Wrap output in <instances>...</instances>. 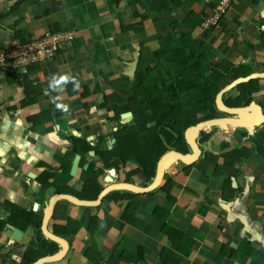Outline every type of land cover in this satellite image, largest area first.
I'll return each instance as SVG.
<instances>
[{"label":"crops","instance_id":"obj_1","mask_svg":"<svg viewBox=\"0 0 264 264\" xmlns=\"http://www.w3.org/2000/svg\"><path fill=\"white\" fill-rule=\"evenodd\" d=\"M16 1L0 0L3 47L27 43L49 32L65 31L72 36L51 60L16 72L0 68V218L5 202L25 209L36 203L34 212L42 220L50 197L67 194L64 190L68 186L80 190L83 171L93 166L98 173L103 168L98 152L107 151L110 140L118 137L110 99L118 94L117 86L144 76L145 67L151 65L159 48V34L150 19L143 22L140 33L126 29L139 23L145 13L141 5L130 4L129 0H29L10 12ZM220 1L167 0L170 39L178 41L189 34L184 47L194 51L196 62L204 70L246 65L248 69H236L238 78L264 72V0H232L230 8L209 31L203 26L188 27L194 21L190 13L197 15L200 22L204 14H214ZM53 74L76 77L80 90L74 92L69 83L63 92H52L48 83ZM258 80L252 102L264 114V78ZM27 84L40 87L43 95L23 107ZM57 95L59 101L54 100ZM237 95L234 88L224 97ZM54 103L67 104L70 113L54 110ZM43 112L61 121L63 127L53 120L37 125L28 122L29 117ZM216 115L226 117L218 111ZM227 130L211 128L205 132L209 140L201 144L202 155L196 163L170 166L160 185L169 181L167 191L159 187L144 194L127 192L128 196L118 202L108 194L97 207L58 201L48 230L55 234L60 227L54 225H64L68 218L81 228L76 235L55 234L66 240L68 249L63 258L43 264H98L97 257L99 264H264V123L253 136L242 128ZM69 134L85 140L98 152L75 154L69 172L56 175L57 188L62 191L57 192L53 186L40 194L37 178L45 166L60 171L62 161L67 163L70 144L61 135ZM109 134L113 137L108 138ZM223 141L229 144L226 150L219 147ZM256 143L261 147L259 153L245 162H236L232 170H219L220 159L201 163L206 153L220 155ZM76 156L80 161L71 176ZM137 167L129 164L118 170H104L97 174L100 185L104 188L109 182H129L145 187L153 179L148 181L137 173ZM119 192L124 195L126 191ZM94 216H98L99 223L92 236L86 227ZM7 224L12 225L8 222L3 226ZM12 226L25 231L29 225L23 229ZM32 226L33 237L24 234L20 242L11 246L2 227L0 251L9 246L10 252L0 253V264L31 263L25 262L32 256L28 250L37 242V229ZM41 236L47 240L42 233ZM58 250L57 244L53 253Z\"/></svg>","mask_w":264,"mask_h":264},{"label":"trees","instance_id":"obj_2","mask_svg":"<svg viewBox=\"0 0 264 264\" xmlns=\"http://www.w3.org/2000/svg\"><path fill=\"white\" fill-rule=\"evenodd\" d=\"M27 1L29 0H17L11 7L10 12L15 11ZM30 2L34 3L37 0H30ZM129 3L141 5L145 9V13L140 16L141 21L139 23L130 25L126 29L140 33L144 27L143 22L150 19L156 33L159 34V48L153 56L151 65L145 67L146 73L144 76L136 77L131 84H120L121 86H117L118 94L110 99L111 105L114 106L110 107L116 113L114 122L115 133L118 134V137L110 140V148L107 151L98 152V149L91 147L83 139L77 138L72 134L61 135L70 144L67 153V163L62 161L64 164L60 171L45 166V169L37 178L38 192L40 194H44L53 186L57 192L62 191L57 188L56 175L60 172L62 174L68 173L74 155H84L89 150L98 152L103 168H99L97 173L96 169L90 166L81 175V189L76 191L68 186L64 190L65 193L74 195L81 200H96L103 189L97 174H101L104 170L112 167L117 170L122 169L129 164H136L138 167L135 171L137 173L140 172L148 181H151L155 175L157 162L169 148H176L182 153L189 152L184 139L185 131L199 122L216 118L215 97L221 86L225 83L229 84L238 78L235 74L236 69H248L246 65H239L238 68L224 69L220 66H213L204 70L196 62L194 51L184 47L190 37L189 34L184 35L178 41L170 39L171 26L169 25L168 17L165 15V10L168 7L167 0H129ZM189 16L194 19L192 23L187 24L190 29L196 26L201 27L203 22L210 17V15L204 14L199 22L197 15L190 13ZM213 27L206 31L213 29ZM258 81L252 80L238 85L236 87L238 91L237 97H224V104L230 107L250 104L253 100L252 95L258 90ZM36 87L33 88L29 84L26 85L24 90L25 99L22 101L23 107L34 104L37 98L43 95L41 88ZM183 97L190 101L186 108L180 102ZM55 105L56 103L52 106L54 110L56 109ZM186 109L188 110L186 111ZM184 110L186 115L183 116ZM126 112H131L132 117L121 122L120 114ZM47 113L43 112L37 116L29 117L27 120L34 125L47 122L48 120L55 122L56 120ZM152 122L154 126H150ZM56 123L61 128L63 127L61 121H56ZM111 137H113V134L108 135V138ZM99 139L102 141L104 138L100 136ZM208 140L209 135H204L200 139V143H205ZM219 147L221 150H226V148H229V144L223 141ZM259 148L261 149L260 145L256 143L250 148L240 146L220 155L206 153L202 157L201 163L207 164L210 161H218L220 159L219 170L222 172L229 171L232 170L236 162H245L256 153H259L257 152ZM135 171H133V174ZM129 177H126L127 181ZM169 185L170 182L168 181L160 187V190L167 191ZM123 193L125 194L122 195L121 192L115 191L109 195L114 202H118L129 194L127 192ZM2 206L4 214L0 218V230L8 222L22 229L28 225H34L37 229V242L28 250L29 253H32V256L25 263L32 262L38 257L51 254L56 250L57 244L55 242L43 240L40 233L41 217L32 211V207L25 209L9 202H5ZM88 222L87 231L94 236L98 231L99 218L94 216ZM54 227H60L55 234L63 235H76L81 228L80 224L72 218H68L64 225L55 224ZM96 262L99 264V257H97Z\"/></svg>","mask_w":264,"mask_h":264},{"label":"water","instance_id":"obj_3","mask_svg":"<svg viewBox=\"0 0 264 264\" xmlns=\"http://www.w3.org/2000/svg\"><path fill=\"white\" fill-rule=\"evenodd\" d=\"M263 78L264 72L253 73L246 77L237 78L221 88L215 97V107L218 112L225 114L226 117H217L205 120L189 127L184 133L185 143L189 149V152L182 153L176 148H171L168 152L162 155L157 162L153 180L145 187H139L129 182L109 183L99 193L98 198L93 201L81 200L71 194H56L50 197L42 215L40 229L44 238L51 242L57 243L60 246V250L56 251L53 254L39 257L29 264H43L45 262L59 260L66 254V251L68 249L66 240L48 230V224L52 216L54 206L58 201H68L69 203L80 207H97L102 202V199H104L108 194L115 191H126L134 194L149 193L160 187L166 171L173 164L179 162L184 165H191L199 160L202 155V150L200 148V139L209 129L224 128L227 130L229 128H242L247 131L248 136H253L256 128L264 123V114L261 110V107L255 102H251L247 106L229 107L224 104L223 98L229 91L236 88L238 85ZM131 117V112H126L120 115V118L122 120H128ZM150 126H154V123H150ZM79 161L80 156H76L70 170L71 176L75 175V172L79 165ZM37 207L38 205L36 203L33 204L32 210L36 211ZM3 233L7 237H9L10 241L8 242V244L11 245L14 242H20L24 234L29 237H33L34 228L32 225H29L25 231H22L10 224H7L3 228ZM3 253L4 252H1V254ZM12 263L16 264L14 262Z\"/></svg>","mask_w":264,"mask_h":264},{"label":"built area","instance_id":"obj_4","mask_svg":"<svg viewBox=\"0 0 264 264\" xmlns=\"http://www.w3.org/2000/svg\"><path fill=\"white\" fill-rule=\"evenodd\" d=\"M232 0H221L214 14L207 18L202 26L209 29L215 26L221 15L230 6ZM65 31L47 33L43 38L26 44L3 47L0 45V68L8 71H21L26 67L53 59L59 49L71 40Z\"/></svg>","mask_w":264,"mask_h":264},{"label":"clouds","instance_id":"obj_5","mask_svg":"<svg viewBox=\"0 0 264 264\" xmlns=\"http://www.w3.org/2000/svg\"><path fill=\"white\" fill-rule=\"evenodd\" d=\"M230 6H231V3H230ZM230 6L227 9H229ZM69 83H71L73 85V91H79L80 90L81 85H80L79 81L76 79V77H74L70 74H53L49 79L48 88L52 92H63L65 90V86ZM59 99H60V97L58 95L54 97L55 101H59ZM55 106H56V109L58 111L64 113L65 115L70 113V109H69V106L67 104L56 103ZM109 183H112V182H109Z\"/></svg>","mask_w":264,"mask_h":264},{"label":"rangeland","instance_id":"obj_6","mask_svg":"<svg viewBox=\"0 0 264 264\" xmlns=\"http://www.w3.org/2000/svg\"><path fill=\"white\" fill-rule=\"evenodd\" d=\"M149 54L151 55V52H149ZM13 72H16V71H13ZM182 104H183V107L184 108H186V107H188V104H190V101L188 100V99H186V98H181V101H180ZM188 109H186V111H187ZM186 111L184 110V113L182 114L183 116L184 115H186ZM180 114V113H179ZM220 116H222L221 114H220ZM224 117V116H223ZM113 124V123H112ZM115 126V125H114ZM114 131H116V129H115V127H114ZM217 143V142H216Z\"/></svg>","mask_w":264,"mask_h":264},{"label":"flooded vegetation","instance_id":"obj_7","mask_svg":"<svg viewBox=\"0 0 264 264\" xmlns=\"http://www.w3.org/2000/svg\"><path fill=\"white\" fill-rule=\"evenodd\" d=\"M122 114H123V113H122ZM120 115H121V114H120ZM120 121H121V122H124V121H126V120H122V119L120 118ZM218 129H219V128H218ZM200 145H201V143H200ZM16 243H17V242H14L13 244L15 245ZM7 245H8V244H7ZM11 245H12V244H11ZM11 245H10V246H11ZM3 247H4V246H3ZM3 247H2V248H3ZM12 247H13V246H12ZM2 248H1V249H2ZM9 248H10L9 246L5 247L4 249H7V250H5V251H2V250H1L0 253H1V252L7 253L8 250H9ZM9 252H10V251H9ZM7 264H8V263H7Z\"/></svg>","mask_w":264,"mask_h":264}]
</instances>
